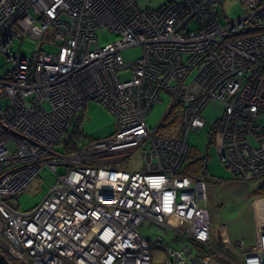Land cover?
<instances>
[{"label": "built area", "instance_id": "built-area-1", "mask_svg": "<svg viewBox=\"0 0 264 264\" xmlns=\"http://www.w3.org/2000/svg\"><path fill=\"white\" fill-rule=\"evenodd\" d=\"M146 1L0 0V257L9 264H154L156 246L162 264L231 260L211 240L208 182L184 174L188 137L205 127V105L221 103L209 144L235 179H264V0H241V16L224 24L219 0ZM112 32L119 39L101 45ZM50 38L56 52L42 48ZM26 39L42 42L30 57L13 51ZM134 47L143 54L127 63ZM163 94L178 124L151 128ZM88 102L108 109L116 130L82 144ZM136 150L142 169L116 166ZM45 169L56 182L42 201L14 208ZM145 221L177 246L142 236ZM240 264H264V230Z\"/></svg>", "mask_w": 264, "mask_h": 264}, {"label": "rangeland", "instance_id": "rangeland-1", "mask_svg": "<svg viewBox=\"0 0 264 264\" xmlns=\"http://www.w3.org/2000/svg\"><path fill=\"white\" fill-rule=\"evenodd\" d=\"M141 8H147L146 0H137ZM168 0H151L150 8L158 9L162 4ZM218 11L220 14L221 23L224 24L228 21L238 19L242 12L241 0H219ZM119 39V35L112 32L100 36V44L104 45L110 42H115ZM52 39H44L42 48L45 51L56 52L57 47L49 45ZM42 42H37L32 39H26L23 42L20 40L15 42L13 51L20 53L25 57H30L35 51L41 47ZM49 45V46H47ZM143 54L142 47H134L123 52L124 59L127 63H131L140 58ZM5 57L0 55V69L2 70L5 63ZM125 78V77H122ZM163 102L156 104L149 115L147 116L148 125L153 128L157 127L164 116L166 115L170 106V97L163 94ZM225 107L219 102H209L205 105L202 116L206 121L205 127L189 134L188 140L190 146L194 150V156L207 157V167L209 171V180L223 179L227 181L233 178L232 172L222 164L218 155L217 145L209 144L210 134L214 130V126L222 117ZM81 132L89 139L103 140L114 134L116 130L115 116L103 106L88 102L81 122ZM58 152L63 153L62 146L56 148ZM144 165V158L141 150H136L131 153L124 161L118 162L116 166L123 170L139 171ZM64 168H59V172H64ZM56 179L54 174L45 169L39 178L34 180L24 191L23 195L18 199L11 202L14 208L21 212L29 211L39 204L44 196L48 193L50 188L55 184ZM262 180H254L249 182L250 190L254 191L261 184ZM211 197L208 194V199ZM207 199V201H208ZM206 201V203H207ZM210 201V199H209ZM140 232L142 236L154 239L158 236L162 237L166 244L177 246V242L171 244L174 235L171 231L162 227L156 226L149 221H145ZM167 258L165 251L160 247H153V260L154 264H162Z\"/></svg>", "mask_w": 264, "mask_h": 264}, {"label": "crops", "instance_id": "crops-1", "mask_svg": "<svg viewBox=\"0 0 264 264\" xmlns=\"http://www.w3.org/2000/svg\"><path fill=\"white\" fill-rule=\"evenodd\" d=\"M207 182L211 197L204 205L209 210L211 240L230 256L225 264H240L257 248L264 230V196L255 193L259 186L251 191L249 182L234 177ZM241 241L243 246L239 245Z\"/></svg>", "mask_w": 264, "mask_h": 264}, {"label": "trees", "instance_id": "trees-1", "mask_svg": "<svg viewBox=\"0 0 264 264\" xmlns=\"http://www.w3.org/2000/svg\"><path fill=\"white\" fill-rule=\"evenodd\" d=\"M178 121H179V115L177 109L175 108V110L172 109L170 111L167 119L165 120L166 122L165 125L166 126L173 124L175 125L178 124ZM86 138L87 137L84 135V139L83 140L81 139L82 144H84V140ZM184 174L194 179H205L206 181H208L210 175L207 167V157L196 158L194 156V153L192 152ZM255 193L264 196V179Z\"/></svg>", "mask_w": 264, "mask_h": 264}, {"label": "water", "instance_id": "water-1", "mask_svg": "<svg viewBox=\"0 0 264 264\" xmlns=\"http://www.w3.org/2000/svg\"><path fill=\"white\" fill-rule=\"evenodd\" d=\"M170 113V109H168L166 115L164 116L163 120L161 121L160 125L167 119L168 115ZM220 247H224L223 244L219 245ZM0 264H9L6 260H4L2 257H0Z\"/></svg>", "mask_w": 264, "mask_h": 264}, {"label": "bare ground", "instance_id": "bare-ground-1", "mask_svg": "<svg viewBox=\"0 0 264 264\" xmlns=\"http://www.w3.org/2000/svg\"><path fill=\"white\" fill-rule=\"evenodd\" d=\"M74 135H78V134L74 133ZM77 138H79V137L76 136L74 139H77ZM72 149H73V150H76L77 148H76V146L72 145Z\"/></svg>", "mask_w": 264, "mask_h": 264}]
</instances>
